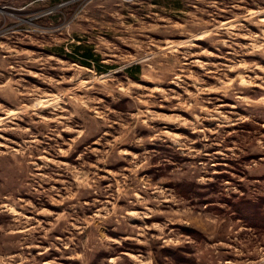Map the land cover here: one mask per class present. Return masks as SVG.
Instances as JSON below:
<instances>
[{
  "label": "rangeland",
  "instance_id": "rangeland-1",
  "mask_svg": "<svg viewBox=\"0 0 264 264\" xmlns=\"http://www.w3.org/2000/svg\"><path fill=\"white\" fill-rule=\"evenodd\" d=\"M0 264H264V0H0Z\"/></svg>",
  "mask_w": 264,
  "mask_h": 264
}]
</instances>
